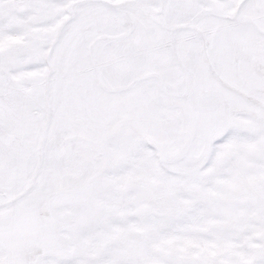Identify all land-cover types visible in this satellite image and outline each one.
<instances>
[{
    "label": "snow or ice",
    "instance_id": "snow-or-ice-1",
    "mask_svg": "<svg viewBox=\"0 0 264 264\" xmlns=\"http://www.w3.org/2000/svg\"><path fill=\"white\" fill-rule=\"evenodd\" d=\"M0 264H264V0H0Z\"/></svg>",
    "mask_w": 264,
    "mask_h": 264
}]
</instances>
